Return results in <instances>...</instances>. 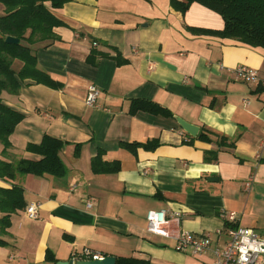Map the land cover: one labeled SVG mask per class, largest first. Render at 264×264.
<instances>
[{"label": "crops", "instance_id": "obj_1", "mask_svg": "<svg viewBox=\"0 0 264 264\" xmlns=\"http://www.w3.org/2000/svg\"><path fill=\"white\" fill-rule=\"evenodd\" d=\"M52 12L67 26L56 29L60 41L35 51L39 68L64 87L27 81L18 95L3 93L4 103L26 117L8 151L0 142V159H39L27 148L49 135L67 143L61 152L67 173L0 178V191L19 186L27 207L41 205L38 219L27 208L13 214L6 233L0 209L6 242L0 264H54L49 251L59 262L87 261L91 252L117 261L212 264V253L178 252L176 237L211 234L223 244L217 231L230 213L237 227L264 239V49L194 33L225 27L221 15L197 3L182 14L171 0H69ZM93 52L109 57L97 56L93 65L87 62ZM119 53L125 65L117 64ZM238 67L258 71L260 82L236 81ZM91 84L101 92L93 108L85 102ZM139 99L173 116L130 114ZM175 117L219 136L193 140ZM150 143L158 146L126 147ZM101 151L104 161H120L119 173H94ZM162 210L181 215L169 238L147 230L148 213Z\"/></svg>", "mask_w": 264, "mask_h": 264}, {"label": "trees", "instance_id": "obj_2", "mask_svg": "<svg viewBox=\"0 0 264 264\" xmlns=\"http://www.w3.org/2000/svg\"><path fill=\"white\" fill-rule=\"evenodd\" d=\"M68 2L69 0H0L5 7V15L0 16V142L3 143L5 152L12 146L10 138L26 115L5 104L2 99L3 93L18 95L27 81L56 90L64 87L62 83L54 80L50 74L39 68L35 49L36 46L47 48L54 42L60 41L56 29L67 25L53 14L52 9L63 8ZM48 3H51V8L47 5ZM195 3L221 15L225 21V27L218 32L192 29L194 33L214 34L223 39H231L264 49V0H171V7L185 14ZM7 37L20 39L21 44L9 45L6 43ZM97 56L109 57L104 53L93 52L87 62L96 65ZM115 60L119 66L127 63L120 53ZM19 63L21 67L17 68L16 65ZM140 111L153 115L173 116L167 109L153 101L134 100L130 114L134 115ZM211 135L219 136L214 131L202 128L196 139L212 142ZM220 139L228 141L227 137H220ZM66 144L58 138L45 135L41 143L31 144L27 148L28 152L39 159H23L18 163H9L0 159V178L13 180L17 174L36 176L48 174L56 178L65 176L67 167L61 159V152ZM149 145L126 144V147L133 150L139 146L149 149L158 146L156 143ZM80 146L77 145L76 157L80 154ZM234 146L235 143L229 145V147ZM103 157L104 152L101 151L93 159L95 174L120 172V161L106 162ZM26 208L24 190L21 187L13 186L11 189L0 191V209L6 214L1 220L3 233L11 227V216ZM5 245L6 242L0 239V246ZM47 261L54 264L59 263L51 251L47 254ZM117 264L151 263L133 258H120Z\"/></svg>", "mask_w": 264, "mask_h": 264}, {"label": "built area", "instance_id": "obj_3", "mask_svg": "<svg viewBox=\"0 0 264 264\" xmlns=\"http://www.w3.org/2000/svg\"><path fill=\"white\" fill-rule=\"evenodd\" d=\"M236 81L245 84L260 82L259 73L247 67H238L233 71ZM97 85L91 84L87 90L86 105L97 107L100 96ZM91 207V203H88ZM41 205L32 203L27 207L30 218L38 219ZM179 213H169L165 210L150 211L147 216V230L149 233L160 237H171L170 227L172 223H179ZM236 214L230 213L226 221V228L217 231L219 238L225 239L224 243L215 242L211 234L180 233L177 235L176 250L181 253H189L195 257H201L212 253V264H262L264 258V239L254 230L235 225ZM88 260L104 259L101 255L88 252ZM87 260V261H88Z\"/></svg>", "mask_w": 264, "mask_h": 264}, {"label": "water", "instance_id": "obj_4", "mask_svg": "<svg viewBox=\"0 0 264 264\" xmlns=\"http://www.w3.org/2000/svg\"><path fill=\"white\" fill-rule=\"evenodd\" d=\"M6 43L9 45H20L21 40L15 37H7ZM175 119L178 121L179 125L189 136L193 138L198 137L201 131L200 127L192 125L179 117H175ZM211 180L217 181V179H211ZM58 264H117V258L114 256H106L104 257V259L78 261V262L72 260L69 262H59Z\"/></svg>", "mask_w": 264, "mask_h": 264}]
</instances>
